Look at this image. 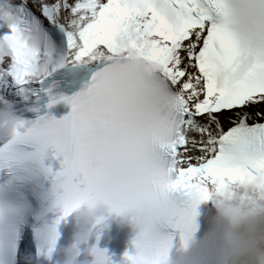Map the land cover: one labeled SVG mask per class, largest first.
I'll return each instance as SVG.
<instances>
[{
    "label": "snow or ice",
    "instance_id": "snow-or-ice-1",
    "mask_svg": "<svg viewBox=\"0 0 264 264\" xmlns=\"http://www.w3.org/2000/svg\"><path fill=\"white\" fill-rule=\"evenodd\" d=\"M11 6L16 24L0 26V96L14 90L37 112L51 91L69 99L71 110L25 120L15 137L0 141V264H13L34 206L36 254L49 259L64 221L58 205L89 188L110 199L112 212L128 200L152 207L146 230L130 241L150 264H160L173 243L165 230L195 228L210 185L264 190V0ZM39 63L50 75L32 76ZM83 76L88 81L74 94L54 92ZM52 141L63 157L52 158ZM88 252L91 264L101 255L113 264L95 243Z\"/></svg>",
    "mask_w": 264,
    "mask_h": 264
},
{
    "label": "clouds",
    "instance_id": "clouds-1",
    "mask_svg": "<svg viewBox=\"0 0 264 264\" xmlns=\"http://www.w3.org/2000/svg\"><path fill=\"white\" fill-rule=\"evenodd\" d=\"M0 26L11 28L16 24L15 10L11 0H0ZM34 78L50 75L46 63L31 69ZM46 107L66 105L71 110V101L58 97L51 91L44 94ZM21 102H29L24 98ZM13 101L0 96V141L9 140L25 124L15 114ZM38 107L28 103L27 110ZM47 149L52 158L64 156L61 145L52 141ZM110 199L101 192L89 188L73 198L65 197L58 205L59 219L71 218L72 228L63 245L54 242L45 253L46 258L56 255L55 264H78L80 245L86 244L93 228L106 229L109 217H117L121 226H126L132 238L144 233L153 216L152 207L143 200H128L119 205L117 212L110 211ZM202 203H210L211 215L207 228L197 235L196 228L178 233L175 245H170L160 264H264V190L252 183H230L209 191ZM99 231L96 239L99 240ZM29 258H26V260ZM98 264H105L106 257H94ZM117 264H150L142 250L125 249Z\"/></svg>",
    "mask_w": 264,
    "mask_h": 264
}]
</instances>
